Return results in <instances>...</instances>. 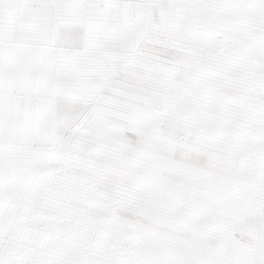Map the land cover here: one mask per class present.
Instances as JSON below:
<instances>
[{
    "label": "snow or ice",
    "instance_id": "1",
    "mask_svg": "<svg viewBox=\"0 0 264 264\" xmlns=\"http://www.w3.org/2000/svg\"><path fill=\"white\" fill-rule=\"evenodd\" d=\"M0 264H264V0H0Z\"/></svg>",
    "mask_w": 264,
    "mask_h": 264
}]
</instances>
